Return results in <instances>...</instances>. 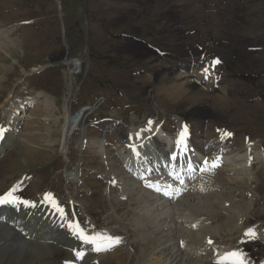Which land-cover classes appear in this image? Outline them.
<instances>
[{"label": "rangeland", "instance_id": "obj_1", "mask_svg": "<svg viewBox=\"0 0 264 264\" xmlns=\"http://www.w3.org/2000/svg\"><path fill=\"white\" fill-rule=\"evenodd\" d=\"M1 29L7 35L4 41L11 40L10 49L15 53L0 51V127L6 128L12 121V103L22 109L20 106L28 105L27 99H32L25 113L20 112L21 119L17 122L13 119L15 146L1 156L3 189L19 172L28 169V174L33 172L31 176L38 181L26 194L35 197L43 190L57 189L66 198L68 187L80 201V211L87 210L100 228L113 233L118 230L119 234L128 232L129 238L135 239L129 251L125 242L127 252L119 256L120 263L114 258L99 260L100 264H136L139 258L147 264L156 260L167 261L165 264H210L208 256L226 258L228 253L239 251L229 247L235 246L239 239H246L243 230L247 226L244 229L242 226L245 219L263 215L256 222H264V169L256 175L255 166L252 172H240L244 168L241 162L244 160L240 158L228 162V166L232 164L230 169L237 172L226 178V186L204 197L188 195L191 201L179 205V215L174 217L172 211L177 203L170 204L171 208L156 205L158 201L150 202L152 195L135 189L131 180L118 178L123 180L122 185H128L129 192L135 193L132 195L137 200L136 210L128 206L126 196L121 193L124 186L108 189L106 184L111 175H124L115 155L117 150L125 149L118 135L145 125L154 117L165 119L166 129L172 132L178 128L177 115L187 118L193 133L201 139H211L212 147L219 143L212 139L216 134L214 127L225 126L240 139V145L236 142L231 151L243 152L244 142L249 139L264 148V0H0ZM227 37L234 43L228 42ZM132 39H138L137 44H132ZM151 46L159 48L164 55L156 54ZM229 48L238 52L237 58ZM227 50L231 61L223 71L219 88H214L217 82L207 86L212 74L207 70L211 75H204L206 64L203 63L214 53L226 56ZM64 54L77 62L70 60L67 67L64 64L67 62H62ZM180 56L195 61L198 66L193 65L188 73L183 69L173 70L171 66ZM223 60L226 63L224 57ZM44 64L55 67H48L43 74L26 76L33 67ZM68 68L77 72H69ZM213 79L216 80L215 74ZM187 82L196 84V89L204 94L202 103H194L196 92L184 91ZM204 85L207 87L203 88ZM36 86L45 89L42 97L40 93L36 95L40 97L38 100L33 91ZM210 87L212 90L207 93ZM205 92L212 95L209 97L218 95L219 100L212 102ZM99 95L105 96L100 104L94 102ZM87 104L95 106L87 118L112 116L120 123L100 129L91 127L82 146L78 144L85 135L76 130L68 142V151L59 153L64 109L73 117ZM104 132L109 140L105 145L107 153L102 154L98 141ZM257 161L262 162L259 157ZM71 172H76V180L69 185L67 173ZM13 173L18 175L8 178ZM253 199L259 200L257 207ZM154 206H158L157 210L148 213ZM47 211L48 219L53 221L56 213ZM196 213L201 217L193 228L197 239L194 246H188L194 252L189 258L186 249L177 248L174 243L181 244L176 238L181 229L189 227L188 219L193 220ZM177 218L180 220L174 222ZM138 219L145 220L147 229L142 225L134 235L131 226L139 224ZM253 226L255 223L250 225ZM154 237L168 238L161 243L167 248L155 244L150 250L148 244L159 241ZM205 237H215V241L204 248ZM185 238L186 244L192 242L191 234ZM223 245L227 248L222 249ZM249 247L264 255L263 244L257 242L248 244ZM199 249L203 251L197 255ZM149 252L155 257L153 261L146 258ZM40 255L38 252L31 263L23 264H50L47 259L52 255L50 262L61 264L68 252L58 247L48 249L46 256ZM19 260L17 254L0 246V264H20Z\"/></svg>", "mask_w": 264, "mask_h": 264}, {"label": "bare ground", "instance_id": "obj_2", "mask_svg": "<svg viewBox=\"0 0 264 264\" xmlns=\"http://www.w3.org/2000/svg\"><path fill=\"white\" fill-rule=\"evenodd\" d=\"M158 5H160V4H158ZM6 36L7 35H6L5 30L3 31L1 29L0 30V51H5L9 55H11V54L14 55L15 52H13L10 49L11 46H13L11 44V40L4 41V39H3ZM62 60L64 62H67L66 64H70L69 62H71L70 60H68L66 54H64ZM223 62H224V60H223ZM74 64H76V63H74ZM175 65H176L177 68H181V70L185 69L187 67L188 68L190 67V66H187L183 61H181L180 64H175ZM220 66H221L220 62L219 63L216 62L215 70H218V68H220ZM38 68L39 67H33L31 69V72H34ZM205 76H208V75H205ZM213 77L214 76L211 75L209 80H212ZM209 80L208 81L204 80V81H206L207 86L208 85L213 86L212 85L213 82H217V84L214 86V88L215 89L219 88V80L215 81L213 79V81L212 82L210 81V83H209ZM216 80H217V78H216ZM200 81H201V79H199V81L196 82V83H199ZM194 85H196V84H194L192 82H187L186 83L187 87L184 89V91L188 90L189 92H196L194 103L196 102V105H197L198 103H202L204 101L205 96H204V94L202 92L198 91ZM207 86L204 85L203 88H206ZM210 90H212L211 87L208 90H206V92L209 93ZM206 92H205V94H206ZM68 94H69V92L67 93V96H68ZM209 96H212V95L211 94L207 95V98L209 100H212V102H216L215 99L219 100L218 99V97H219L218 95H216V96L213 95L214 97H209ZM33 100H36V99L33 98ZM31 101H32V99H31ZM31 101H30V103H31ZM47 106H49V105H47ZM21 117L22 116L18 117L16 120L21 119ZM63 119H64V123L61 126V132L60 133L62 134V136H61V139H60L61 143H60V146H59L60 147L59 150H60L61 153L64 154V152L68 151V142L70 140V137H71L74 129L75 128H82V132L85 135V127L86 126L84 125L85 123L83 122L81 112H79L76 116H74L72 118L69 115L68 110L64 109V118ZM181 120L186 123V120L184 118H182ZM137 133H139V135H137ZM188 133H189V129H188ZM9 135L12 136L13 134H9ZM128 135H129L130 138H132L130 140V144H135L136 142H138V139L141 136V132L133 131V132H129ZM228 137L229 136H225V137L223 136V143H225L224 146H221L218 149H214L213 152L205 153L204 146H206V145L204 144V141L199 140L196 136H193V135L190 136L189 140L191 141L192 145L200 153H202L205 156H208L209 159H208L207 163H203L202 164L203 171L205 169H208V170H207V174L203 175V174H201L202 172H199L197 175H195V178H194L193 182L189 183L186 188H180L178 186H175L173 188V191H174L173 193H168V195L164 194V198H166V199H169V200L178 199L177 207H176L175 210L172 211L173 212V217H174L175 214H178V211H179V207L178 206L179 205L188 204L189 201H191V198L188 199V197H187L188 195L192 196L193 194H205L202 191H203L205 185L207 184V182H208V184L210 186H215L216 188H219V187H222V186L225 185L226 179L224 181H222L220 179L221 172L222 171L225 172V171L222 168H219V165L222 163V161H225V162L227 161L226 162V168L228 170H232V169H230L232 164H231V166H228L227 164H228V162H232V161H234L236 159V158L227 159V157L222 159V157H221V155H223V151L226 149V143L229 140ZM103 140H106V138L102 137L100 139V141H98V147L100 148L101 153L105 154V151L103 150V145H101V144H103ZM82 141H81L80 144H82ZM153 141L155 143L156 139H154ZM8 142L12 143L11 139L7 136L5 142L3 141L0 144V154L2 152H5L6 150H8V148H10L11 146H13V145L9 144ZM148 144H149L148 141L145 142V146L148 145ZM155 147H157V145H155ZM141 149L142 148H138V151H140ZM212 153H215L216 155L214 157H212L213 156ZM117 155L119 157H121L120 154L117 153ZM132 155H127V156L123 157L122 160H119V164L121 163V165H122L123 163H128V160H130L132 158ZM213 165H215V166H213ZM123 167H126V166L123 165ZM236 172L237 171L235 170L234 173H236ZM227 175H228V177L232 176L229 172H227ZM120 177L124 178L126 181H130V180L133 181L125 172H124V175H122V176L119 175L118 176V178H120ZM118 181H119V184L122 185V181L123 180H118ZM141 182L144 185H147V186L149 184H151L152 186L151 187L148 186V187L150 189H152V190L156 189L155 185L152 184L148 179H141ZM228 182H229V180H228ZM134 185H135V187H134L135 189H140L139 186L135 182H134ZM122 186H124L125 190L129 191L128 185H122ZM140 190H142V189H140ZM188 190H189V192H187ZM132 194H135V193H132ZM150 195H152V194H150ZM152 197L153 198H151L149 200L150 202H153L154 199H156V201H158V199L155 196L152 195ZM187 200H188V203H187ZM45 202H46V199L43 198L42 200L36 201L32 206H26V205H23V204H20V203L9 204L11 209H10V214H9V217L7 218V220L9 222H12L14 225L20 224V225L24 226V229L27 231V235L29 237L28 239H27V235L23 236V235H21V233H18L17 231H15L12 227H10L8 225H5L3 223H0V246H2L3 248L9 249L11 251V254H17L18 258L20 259L19 260L20 264H23V263H26V262H30L31 263L35 258H37L38 252L42 256H46L47 251H48V246H50V245L49 244L48 245H44V244H45V242H48V241L54 242V243L56 242L57 244L63 245L64 247H68V249L71 252H74L76 255H78V253H82V255H79L80 257L88 258L89 256L90 257L93 256L94 258H92V259H94V260H97V259L98 260H102V259H104L106 261H110V260L115 258L114 260L117 263L121 262L122 257H119V256H121L125 252H127L126 251V246H125L126 245L125 242L126 243L128 242L127 239H125V240L122 239L117 244L116 243L113 244V242L112 243L108 242V243L105 244V243L101 242L99 239H95V240H93L91 242L88 240L86 242L89 244V246L93 247L94 249L99 247L101 249H106V250H101L102 253H104V254H100V255L97 254V251H96L95 254H92V252L91 253L87 252V251H85V250H83L81 248V246L83 245V240L80 237H78L79 230L77 228L75 229V228L70 226L73 222L71 224L68 222V225H69V228L67 229L68 231L61 230L60 226H58V220L60 218V214L57 211L53 210L52 208L48 209V206L43 207V204ZM158 203L159 204H156V205H159V206L163 205L166 208H171L169 205H165L163 203L161 204L159 201H158ZM157 207L158 206H156V207L154 206V208L151 207L152 210L148 211V213H153L155 210H157L156 209ZM47 210H52L53 213H56L53 221L48 219V217H47L48 216V211ZM192 211L194 212V210H192ZM172 212L169 211L168 214L171 215L170 213H172ZM195 212H198V210H196ZM196 214H198V213H196ZM196 214H193V216L196 215ZM180 215H182V214H180ZM183 215L185 216V214H183ZM177 220H179V218L175 219L174 222H176ZM99 236L104 237V236H106V234L99 233ZM16 239H19L20 241L16 242ZM154 239H159V241H157L156 243L148 244L150 250H152V246L153 245H155V244L160 245L162 243V241L169 240L168 238L161 239V238H156V237H154ZM179 239H184L185 240V244H186L185 236L184 237H180ZM263 242H264V239H263ZM115 245L116 246L119 245L120 246V247H118L119 249L118 250L114 249L115 251L113 250L112 252H109V249L113 248ZM161 245L160 246L162 248H164V249L167 248V245H164V244H161ZM127 246H128V243H127ZM230 247H232V246H230ZM182 249L185 250L186 248L184 247ZM159 251H161V250H159ZM177 251L178 250L174 251L175 256H177L179 254V253H177ZM193 253H192V255H193ZM197 255H198V253H197ZM152 256H153L152 252H149L148 255L146 256V258H148L149 260L153 261L155 257H152ZM92 259H86L84 261V263L85 264H89L92 261ZM141 260L142 259L139 258L136 264H147V261L142 262ZM218 260H221V259H218ZM158 262L159 261L156 260L153 263H149V262L148 263L149 264H165L167 261H162L160 263H158ZM170 263H173V261L171 260Z\"/></svg>", "mask_w": 264, "mask_h": 264}, {"label": "snow or ice", "instance_id": "obj_3", "mask_svg": "<svg viewBox=\"0 0 264 264\" xmlns=\"http://www.w3.org/2000/svg\"><path fill=\"white\" fill-rule=\"evenodd\" d=\"M216 62L217 61H214L213 63H216ZM205 71H207V70H205ZM151 123L152 122L149 121V124H151ZM5 131L6 130L4 128L0 127V138L3 137ZM137 135H139V133H137ZM181 135H183V133H181ZM226 135H230V133H226ZM205 163H207V161H205ZM213 166H215V165H213ZM114 182L115 181H113V183ZM148 186L151 187L152 185L149 184ZM156 190L159 191L160 189L157 188ZM45 195H46V198H47L48 194H45ZM165 195H168V193L166 192ZM15 203H22V204H24L26 206L32 205V202L26 201V200H21L19 197L15 196V195H12L11 192L10 193H6L3 196H0V205H3V204H15ZM254 235H255V233H254L253 229H248L245 232V236H253L254 237ZM83 238L86 241L90 240L89 237H83ZM108 239L115 240L117 243L120 240L119 237H108ZM95 250L96 251H101V250H106V249H101V248L97 247ZM79 255H82V253H78V256ZM227 255L232 256V257H237L238 264H244V261L239 259V257L242 256V253H240L239 251H233V252L228 253Z\"/></svg>", "mask_w": 264, "mask_h": 264}]
</instances>
